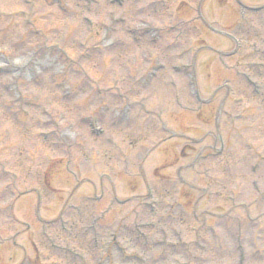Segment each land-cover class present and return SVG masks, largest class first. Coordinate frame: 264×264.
<instances>
[{
	"label": "rangeland",
	"instance_id": "obj_1",
	"mask_svg": "<svg viewBox=\"0 0 264 264\" xmlns=\"http://www.w3.org/2000/svg\"><path fill=\"white\" fill-rule=\"evenodd\" d=\"M119 1L0 0V264H264V0Z\"/></svg>",
	"mask_w": 264,
	"mask_h": 264
}]
</instances>
